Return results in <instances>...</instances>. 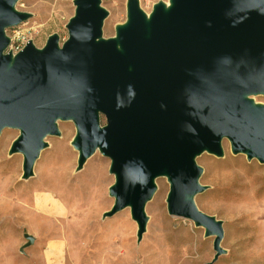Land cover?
Listing matches in <instances>:
<instances>
[{"label":"water","instance_id":"water-1","mask_svg":"<svg viewBox=\"0 0 264 264\" xmlns=\"http://www.w3.org/2000/svg\"><path fill=\"white\" fill-rule=\"evenodd\" d=\"M17 2L0 0V133L18 131L9 153L22 155V179L45 138L59 135L57 121L70 120L77 168L95 150L110 160L113 204L103 217L129 208L140 241L145 204L164 177L168 215L212 236L215 261L222 222L194 202L204 190L196 157H221L225 139L233 154L264 164V106L252 100L264 95V0H168L148 16L127 0L125 22L107 39L100 0H73L61 45L51 34L12 53L5 30L31 17Z\"/></svg>","mask_w":264,"mask_h":264},{"label":"rangeland","instance_id":"rangeland-1","mask_svg":"<svg viewBox=\"0 0 264 264\" xmlns=\"http://www.w3.org/2000/svg\"><path fill=\"white\" fill-rule=\"evenodd\" d=\"M72 1L18 0L15 9L31 17L5 30L8 50H20L28 41L41 48L51 34L61 45L74 14ZM164 1L138 0V5L148 16L154 4ZM126 2L100 0L107 12L103 38L113 37L116 26L125 22ZM252 100L264 106V95ZM57 128L58 136L45 138L28 179L21 177L22 155L9 153L18 131L4 128L0 133V264H264V164L233 154L225 139L221 157L206 152L196 157L204 190L194 202L222 222L219 246L224 253L213 261V237H205L204 229L188 219L168 215L164 177L155 180L156 190L145 204L147 224L140 241L129 208L103 217L113 204L110 160L95 150L78 169L72 121L58 120ZM238 180L243 185L232 186ZM47 195L55 206L37 210L35 196ZM25 233L34 238L29 246Z\"/></svg>","mask_w":264,"mask_h":264},{"label":"bare ground","instance_id":"bare-ground-1","mask_svg":"<svg viewBox=\"0 0 264 264\" xmlns=\"http://www.w3.org/2000/svg\"><path fill=\"white\" fill-rule=\"evenodd\" d=\"M164 3L165 4H168V0H165L164 1ZM147 14V13H146ZM95 159H97V157H92V159L91 160H95ZM243 184L241 183V181H234L233 183H232V186H234V187H236V188H239V187H241ZM1 193H3V191L1 192ZM44 199H41L40 197H38V196H35V208L37 209V210H41L42 208H43V210L45 209H47V208H49V207H54L55 206V201L51 198V196L50 195H47V196H45V197H43Z\"/></svg>","mask_w":264,"mask_h":264},{"label":"built area","instance_id":"built-area-1","mask_svg":"<svg viewBox=\"0 0 264 264\" xmlns=\"http://www.w3.org/2000/svg\"><path fill=\"white\" fill-rule=\"evenodd\" d=\"M19 51V49H17V50H15V51H13L12 53H16V52H18Z\"/></svg>","mask_w":264,"mask_h":264}]
</instances>
